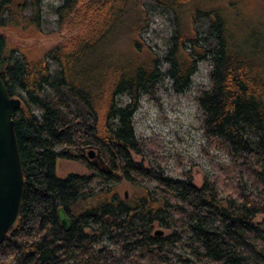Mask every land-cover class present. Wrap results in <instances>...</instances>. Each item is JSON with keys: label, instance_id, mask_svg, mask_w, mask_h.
<instances>
[{"label": "trees", "instance_id": "trees-1", "mask_svg": "<svg viewBox=\"0 0 264 264\" xmlns=\"http://www.w3.org/2000/svg\"><path fill=\"white\" fill-rule=\"evenodd\" d=\"M153 1L173 21L161 59L138 41L142 0H60L53 15L63 42L38 57L5 53L0 35V80L20 101L12 121L23 178L0 264H264V20L249 30L201 0ZM20 9L0 0V29L19 19L39 27L36 3L31 16ZM198 19L207 23L208 40L195 30ZM203 60L210 87L196 102L206 144L229 165L213 163V174L196 187L157 165L132 162L139 145L131 118L162 76L182 92ZM89 147L129 184L131 196L117 197L109 173L56 176L58 160H81L74 151ZM57 208L70 220L66 232ZM154 223L168 234L154 236Z\"/></svg>", "mask_w": 264, "mask_h": 264}, {"label": "rangeland", "instance_id": "rangeland-1", "mask_svg": "<svg viewBox=\"0 0 264 264\" xmlns=\"http://www.w3.org/2000/svg\"><path fill=\"white\" fill-rule=\"evenodd\" d=\"M10 1L12 4L21 5L19 14L22 17L31 16V3H36L40 23L36 29L32 25L26 27L28 22L19 19L18 24L10 30L0 29V35L6 40L5 53L14 49L30 50L38 57L45 50L63 42L64 34L58 31L53 15L60 0ZM197 3L203 4L204 7L219 9L222 17L230 25L246 27L249 30L255 29L256 25L264 20V0H201ZM141 4L142 29L138 41L141 47L161 59L173 31L172 16L160 9L153 0H142ZM2 17L5 19L6 15L3 14ZM207 27L204 20L198 19L195 30L203 40H208ZM227 31L233 39L239 38L240 34L233 28L227 27ZM125 45L124 38L118 40L117 50L124 49ZM166 68V65L162 64L160 72L164 73ZM209 72V62L199 61L189 78V85L182 92L175 93L170 81L162 76L150 93L141 95L131 118L134 138L139 145L138 154H131L132 162H142L144 167L157 165L167 177L185 176L196 187L213 174L214 164H218L220 170L229 165L228 158L223 152L215 147L208 148L203 130V117L197 107L198 95L210 87ZM119 103L122 107L126 103V98L121 97ZM89 149L93 148L81 150H84L82 152L84 157H87ZM80 153L74 151L73 154ZM102 162L103 168L110 170L107 162L103 159ZM98 172V169L83 159L58 160L55 164V174L59 178H65L68 174L93 176ZM109 174L113 175L114 179L107 184L114 188L118 198L124 196L128 198L132 195L133 189L120 178V175L115 172ZM116 178L119 179L117 182ZM94 181L97 184L101 182L98 178ZM102 186L103 184L100 187ZM154 231H159L160 236L168 234L156 223L152 226V232Z\"/></svg>", "mask_w": 264, "mask_h": 264}, {"label": "water", "instance_id": "water-1", "mask_svg": "<svg viewBox=\"0 0 264 264\" xmlns=\"http://www.w3.org/2000/svg\"><path fill=\"white\" fill-rule=\"evenodd\" d=\"M19 106V99L9 97L0 80V243L16 222L23 194L22 170L12 121V115ZM87 155L85 160L99 172H110L103 168L97 149H89ZM56 217L59 228L63 232L68 231L70 220L61 208H57ZM153 235L161 233L154 231Z\"/></svg>", "mask_w": 264, "mask_h": 264}, {"label": "flooded vegetation", "instance_id": "flooded-vegetation-1", "mask_svg": "<svg viewBox=\"0 0 264 264\" xmlns=\"http://www.w3.org/2000/svg\"><path fill=\"white\" fill-rule=\"evenodd\" d=\"M83 151H84V150H83ZM83 151H81V153H80V157H81V159H83L87 164H89L88 161L85 160L86 157H84V156L82 155V152H83ZM86 156L88 157L87 154H86ZM99 157H100V156H99ZM101 160H102V159H101ZM103 165H104V164H103ZM99 168H100V167H99Z\"/></svg>", "mask_w": 264, "mask_h": 264}]
</instances>
